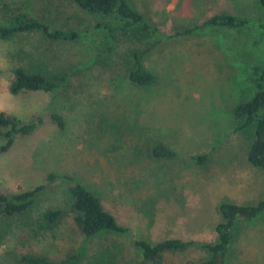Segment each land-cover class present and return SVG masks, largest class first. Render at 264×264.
<instances>
[{
    "label": "rangeland",
    "instance_id": "374dc122",
    "mask_svg": "<svg viewBox=\"0 0 264 264\" xmlns=\"http://www.w3.org/2000/svg\"><path fill=\"white\" fill-rule=\"evenodd\" d=\"M131 1L160 34L87 31L99 21L114 22L67 1L0 0V25L24 13L51 28L83 30L75 40H53L41 32L0 36V111L44 119L0 155V192L44 186L27 212L9 215L0 206V264H26L27 254L59 261L73 253L69 264H135L143 259L138 240L213 242L223 199L240 204L264 199V171L248 160L255 124L241 127L244 121L233 114L254 95L264 69L260 0ZM220 12L249 22L176 35ZM152 43L144 63L156 81L138 86L127 76L130 53ZM18 66L67 71L68 83L56 94H14ZM50 110L62 115L63 128ZM1 131L0 144L6 142ZM159 145L176 154L155 156ZM204 154L208 159L200 165L195 156ZM76 180L99 194L128 231L86 237L72 209L69 187ZM49 208L65 210L57 224L44 218ZM207 256L192 246L165 252L159 264H197ZM226 264H264V215L238 218Z\"/></svg>",
    "mask_w": 264,
    "mask_h": 264
},
{
    "label": "trees",
    "instance_id": "16d2710c",
    "mask_svg": "<svg viewBox=\"0 0 264 264\" xmlns=\"http://www.w3.org/2000/svg\"><path fill=\"white\" fill-rule=\"evenodd\" d=\"M77 5L81 10L92 15L108 17L114 23L99 21L90 25L86 30L105 28L114 35L116 29H121L124 34L137 37L154 36L162 31L158 25L150 22L146 16L133 4L131 0H62ZM264 7V0H260ZM249 19L242 15L220 12L207 17L202 24L195 25L185 31L190 33L201 26H221L227 28H239L246 25ZM264 28V24L262 25ZM83 30L51 28L47 22L26 14L14 13L7 25H0V36L9 38L22 33L41 32L45 37L53 40H75ZM130 33V34H129ZM171 37V35H167ZM155 43L146 49L134 48L131 50V66L127 69V76L131 83L138 86H147L155 83L156 75L145 65L147 53ZM152 46V47H151ZM256 78V91L252 97L238 103L233 108L236 118L243 120L241 127L255 124V135L248 160L253 165L264 171V69ZM69 72L59 71L45 73L43 70L18 66L14 70V79L11 83V92L14 94L23 91L43 90L52 94L58 93L68 83ZM52 120L60 128L64 127L62 115L50 110ZM44 121L42 115H36L30 120H23L16 115L0 111V129L6 138V142L0 144V155L7 152L13 145L18 135L32 134ZM153 152L157 157L174 156L176 152L164 145L156 146ZM208 159V154L195 156L198 164L203 165ZM50 174V177H54ZM43 185L30 190L18 192H0V206L9 215L27 212L37 199ZM72 196V209L75 212V222L86 237H92L104 231L126 232L128 228L121 225L116 216L107 210L99 194L83 182L76 180L69 187ZM218 210L222 215V221L216 226L217 238L213 242L182 240L171 238L152 244L146 240H138L137 244L143 250V259L135 264H145L147 261L159 264L167 251L184 250L192 246L203 248L208 256L197 264H226L227 255L234 239V226L238 218H254L259 214L264 215V199L256 202L240 204L230 199H223ZM65 210L61 208H49L44 218L49 224H57L63 217ZM76 253L68 255L59 261H54L45 255L27 254L23 261L26 264H69Z\"/></svg>",
    "mask_w": 264,
    "mask_h": 264
}]
</instances>
